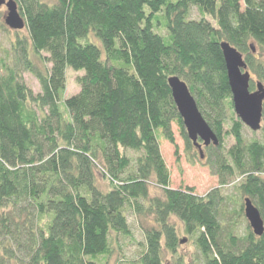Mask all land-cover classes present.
Wrapping results in <instances>:
<instances>
[{"label": "trees", "instance_id": "1", "mask_svg": "<svg viewBox=\"0 0 264 264\" xmlns=\"http://www.w3.org/2000/svg\"><path fill=\"white\" fill-rule=\"evenodd\" d=\"M14 1L26 33L0 58V264H106L132 237L129 217L142 234L138 264H264V133L245 139L220 47L242 54L250 91L264 84V0ZM69 68L82 73L65 96ZM171 76L218 138L203 157L219 186L203 196L170 187L160 141L177 151L174 125L189 160L201 158ZM261 122L264 131V103ZM151 183L162 196L150 197ZM246 198L260 236L249 223L245 235L234 231ZM180 230L190 257L178 253Z\"/></svg>", "mask_w": 264, "mask_h": 264}, {"label": "rangeland", "instance_id": "2", "mask_svg": "<svg viewBox=\"0 0 264 264\" xmlns=\"http://www.w3.org/2000/svg\"><path fill=\"white\" fill-rule=\"evenodd\" d=\"M7 13L5 5L0 6V58H3L6 55V51L10 48L12 41L15 39L16 34L22 36L26 33L24 29L22 30H12L4 23V17ZM202 16L197 12L195 8L192 9L191 18L199 19ZM208 18V17H207ZM45 56L46 54L43 53ZM82 71H74L72 69L66 70V90L65 96H71L76 93L79 89V86L76 82V78L80 75ZM24 82L28 87H30L34 92H39L40 86L36 78L28 72L22 74ZM256 81L255 77H251ZM255 90V88H254ZM253 91V90H252ZM235 117L236 114L234 115ZM229 124L224 126L222 137V146L226 149L232 143L233 139L230 135H224L228 131ZM261 128L258 131H251L248 127L244 126L243 135L246 140L252 139H262L263 138V122H261ZM173 133L175 144L177 146V151H175V146L169 144L167 141L161 140V152L165 160L166 166L170 173V187L173 189H183L185 187H191L194 194L203 196L212 188L219 186L218 179L216 176L212 175L209 167L206 165V159L193 157L190 161V153L185 151V143L183 138L178 132L177 127L173 126ZM226 134V133H225ZM103 183V182H102ZM105 184V183H103ZM226 189V188H225ZM226 196H230L237 205L241 201L240 197L234 190L228 189L224 191ZM149 195L150 197H160L162 196V190L159 187H156L152 183L149 185ZM237 205L229 203V209L236 208ZM129 222L131 224L130 229L132 237H120L118 239V244L116 245L113 253L104 260L106 264H138L137 255L140 253L139 243L142 241V234L137 222L129 217ZM176 222V221H175ZM177 225L179 222L177 221ZM235 233L238 236H243L247 232L248 222L244 217V214L239 215L235 222ZM180 229V227H179ZM185 234L180 230L179 238L184 240L180 243L178 248L179 254L188 255L189 257L193 254L194 246L189 240L184 239ZM170 259L169 254H165V259Z\"/></svg>", "mask_w": 264, "mask_h": 264}, {"label": "water", "instance_id": "3", "mask_svg": "<svg viewBox=\"0 0 264 264\" xmlns=\"http://www.w3.org/2000/svg\"><path fill=\"white\" fill-rule=\"evenodd\" d=\"M1 5H5L7 9L4 23L12 30H22L25 24L17 10L16 2L14 0H0ZM220 47L232 93L234 113L251 131H258L262 121L264 84L256 82L255 90L250 91L251 76L242 54L227 42H221ZM251 49L254 51L253 45H251ZM168 86L178 113L183 120L187 136L197 148L200 157L203 158V147L217 146L218 138L199 112L185 82L177 76H171L168 78ZM244 215L253 233L257 236L262 235L263 221L257 208L248 198L244 201Z\"/></svg>", "mask_w": 264, "mask_h": 264}]
</instances>
